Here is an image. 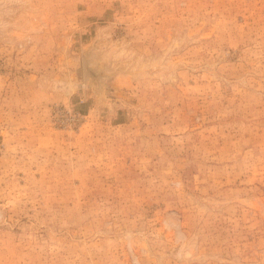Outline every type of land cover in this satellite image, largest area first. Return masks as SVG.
Instances as JSON below:
<instances>
[{"label": "rangeland", "instance_id": "374dc122", "mask_svg": "<svg viewBox=\"0 0 264 264\" xmlns=\"http://www.w3.org/2000/svg\"><path fill=\"white\" fill-rule=\"evenodd\" d=\"M0 264H264V0H0Z\"/></svg>", "mask_w": 264, "mask_h": 264}, {"label": "water", "instance_id": "95a60500", "mask_svg": "<svg viewBox=\"0 0 264 264\" xmlns=\"http://www.w3.org/2000/svg\"><path fill=\"white\" fill-rule=\"evenodd\" d=\"M86 72H87V75L92 76L95 79H99L101 76V72L98 69L90 65L86 66Z\"/></svg>", "mask_w": 264, "mask_h": 264}]
</instances>
